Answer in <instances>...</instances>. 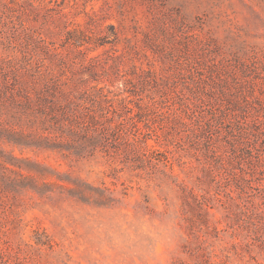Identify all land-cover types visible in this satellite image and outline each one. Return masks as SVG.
Instances as JSON below:
<instances>
[{
  "label": "rangeland",
  "instance_id": "rangeland-1",
  "mask_svg": "<svg viewBox=\"0 0 264 264\" xmlns=\"http://www.w3.org/2000/svg\"><path fill=\"white\" fill-rule=\"evenodd\" d=\"M0 264H264V0H0Z\"/></svg>",
  "mask_w": 264,
  "mask_h": 264
}]
</instances>
